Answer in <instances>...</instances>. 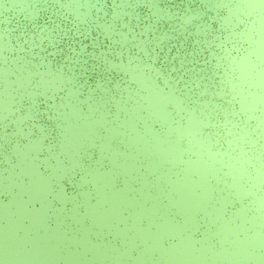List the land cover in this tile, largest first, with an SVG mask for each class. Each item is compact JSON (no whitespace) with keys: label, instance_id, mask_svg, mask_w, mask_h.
Masks as SVG:
<instances>
[{"label":"water","instance_id":"obj_1","mask_svg":"<svg viewBox=\"0 0 264 264\" xmlns=\"http://www.w3.org/2000/svg\"><path fill=\"white\" fill-rule=\"evenodd\" d=\"M0 264H264V0H0Z\"/></svg>","mask_w":264,"mask_h":264}]
</instances>
